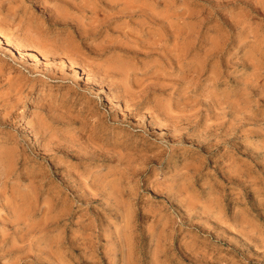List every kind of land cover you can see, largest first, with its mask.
<instances>
[{
    "label": "rangeland",
    "instance_id": "rangeland-1",
    "mask_svg": "<svg viewBox=\"0 0 264 264\" xmlns=\"http://www.w3.org/2000/svg\"><path fill=\"white\" fill-rule=\"evenodd\" d=\"M0 264H264V0H0Z\"/></svg>",
    "mask_w": 264,
    "mask_h": 264
},
{
    "label": "bare ground",
    "instance_id": "bare-ground-1",
    "mask_svg": "<svg viewBox=\"0 0 264 264\" xmlns=\"http://www.w3.org/2000/svg\"><path fill=\"white\" fill-rule=\"evenodd\" d=\"M93 19V18H92ZM93 21V20H92ZM96 27V26H95ZM75 35H76V33H75ZM78 35H80V34H78ZM5 36V35H4ZM76 37H78L79 38V36H77L76 35ZM5 38V37H4ZM6 40V39H5ZM125 40V39H124ZM10 41V40H9ZM33 41V40H32ZM31 41V42H32ZM36 41V40H35ZM35 41H33V42H35ZM38 41V40H37ZM129 41V40H128ZM131 41V40H130ZM6 42V41H5ZM171 42V41H170ZM8 43V42H7ZM6 43V44H7ZM12 43V42H11ZM30 43V42H29ZM28 43V44H29ZM36 43V42H35ZM34 43V44H35ZM9 44H10V42H9ZM13 44V43H12ZM30 44H32V43H30ZM39 44H41L40 46V48H42V49H40L39 48ZM8 45V44H7ZM9 46V45H8ZM12 46V45H11ZM37 46H38V48L37 49H39L38 51H40V53H41V55L42 56H44L45 58H47V57H51V56H56V55H61L62 56V61L64 62V61H67V60H69V58H71L70 56H71V53L73 52V53H75V47L73 46V44L72 43H70V42H68V41H66V39L65 40H63V41H57V40H52V41H43V42H41V43H38L37 44ZM187 46V45H186ZM18 47V46H17ZM33 47H35V46H33ZM36 48V47H35ZM11 49V48H10ZM14 49H15V46H14ZM75 49V50H74ZM78 49V48H77ZM15 51V50H14ZM20 51V50H19ZM18 51V52H19ZM21 52V51H20ZM18 53L19 55H22V52L21 53ZM138 52V51H137ZM73 53H72V55H73ZM190 54V53H189ZM16 55H17V49H16ZM18 56V55H17ZM23 57L25 56V55H22ZM36 56V55H35ZM20 57V56H19ZM132 60V59H131ZM36 61V60H35ZM71 61V60H70ZM67 62H69V61H67ZM79 62V61H78ZM80 62H82L81 60H80ZM42 63V62H41ZM47 63V62H46ZM71 63V62H70ZM43 65H44V63H42ZM84 64H85V62H84ZM46 65V64H45ZM79 65H80V63H79ZM111 65H113V63H111ZM117 67L119 66V65H117V64H115ZM167 65V64H166ZM81 66H83V63L81 64ZM115 66V67H116ZM122 66L123 65H121V66H119V67H121V70H122ZM113 67V66H112ZM115 67H113V69L115 68ZM83 68V67H82ZM85 68V67H84ZM124 68V67H123ZM109 69V68H108ZM107 69V70H108ZM117 69V68H116ZM82 70V69H81ZM85 70V69H84ZM106 70V69H105ZM111 71H112V69H110ZM115 70V69H114ZM113 70V71H114ZM94 71V70H93ZM104 71V70H103ZM109 71V70H108ZM111 71H109V73L111 72ZM83 72V71H82ZM96 72V71H95ZM101 73H103V72H101ZM104 73H106V75L108 74L106 71L104 72ZM93 74V73H92ZM111 74V73H110ZM109 74V75H110ZM125 74V73H124ZM97 75H98V73H97ZM104 74H102L101 76H103ZM105 76V75H104ZM98 77V76H97ZM107 77V76H106ZM102 79L104 78V77H101ZM101 80V79H100ZM117 84V83H116ZM123 90V89H122ZM111 92V91H110ZM155 106V105H154ZM158 108V107H157ZM165 116V115H164ZM184 116V115H183ZM189 117V116H188ZM89 132V131H88ZM121 161V160H120ZM115 188V187H114ZM111 192V191H110ZM24 217V216H23ZM32 254V253H31Z\"/></svg>",
    "mask_w": 264,
    "mask_h": 264
}]
</instances>
